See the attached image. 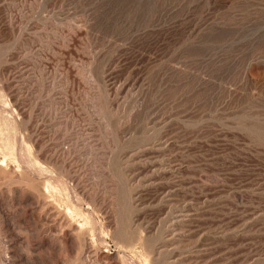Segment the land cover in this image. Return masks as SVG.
I'll use <instances>...</instances> for the list:
<instances>
[{
	"label": "rangeland",
	"instance_id": "374dc122",
	"mask_svg": "<svg viewBox=\"0 0 264 264\" xmlns=\"http://www.w3.org/2000/svg\"><path fill=\"white\" fill-rule=\"evenodd\" d=\"M0 112V264H264V0H0Z\"/></svg>",
	"mask_w": 264,
	"mask_h": 264
},
{
	"label": "bare ground",
	"instance_id": "6f19581e",
	"mask_svg": "<svg viewBox=\"0 0 264 264\" xmlns=\"http://www.w3.org/2000/svg\"><path fill=\"white\" fill-rule=\"evenodd\" d=\"M6 103V102H5ZM7 104V103H6ZM11 105V104H10ZM7 108L9 107V106H6ZM4 108H5V106H4ZM6 109V108H5ZM5 112V111H4ZM1 113V112H0ZM3 113V112H2ZM7 113V112H6ZM13 115V114H12ZM8 116V115H7ZM10 116V115H9ZM9 116L8 117H6V116H4L3 118H4V122H3V124H2V126L0 127V154H2V159H1V164L0 165H4V166H7V164H8V160H9V157L10 156H14L15 155V152L17 151V150H15L16 148H18L17 146H16V148H15V142L14 141H16V140H12L10 137H9V133L8 132H12V133H15L16 134V123L14 122V121H12L10 118H9ZM17 116V115H16ZM14 119H15V117H14ZM7 131V132H6ZM6 132V133H5ZM5 135H7L6 137H4ZM12 135V137H13V139H15V137H16V135L15 136H13V134H11ZM4 137V138H3ZM21 140V139H20ZM19 144V143H18ZM22 144V143H21ZM20 146H23V145H20L19 144V147ZM28 146V145H27ZM28 148V147H27ZM23 150V149H22ZM22 150H20V151H22ZM29 151V150H28ZM24 152V151H23ZM30 153V152H29ZM9 156V157H8ZM23 157H24V155H23ZM17 159H18V157H17ZM18 162V161H17ZM31 163V162H30ZM39 163V162H38ZM40 164V163H39ZM33 167V166H32ZM45 168V167H44ZM49 175H50V173H49ZM54 177V176H53ZM46 179V178H45ZM49 180H51V179H49ZM60 181V180H59ZM48 183V182H47ZM65 183V182H64ZM66 185V184H65ZM61 186H64V185H61ZM47 187L48 188H52L51 187V184H47ZM55 186H53V188H54ZM52 188V189H53ZM57 189V188H56ZM64 189H65V186H64ZM63 189V190H64ZM66 190V189H65ZM70 191H72V190H70ZM76 196V195H75ZM78 198V197H77ZM94 225V224H93Z\"/></svg>",
	"mask_w": 264,
	"mask_h": 264
}]
</instances>
